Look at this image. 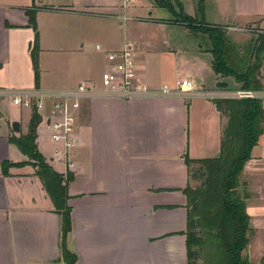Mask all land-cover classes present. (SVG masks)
I'll return each instance as SVG.
<instances>
[{"label":"crops","instance_id":"obj_1","mask_svg":"<svg viewBox=\"0 0 264 264\" xmlns=\"http://www.w3.org/2000/svg\"><path fill=\"white\" fill-rule=\"evenodd\" d=\"M179 1L190 15L185 1ZM36 2L31 0L29 6H36ZM10 4L0 0V88L59 92L76 89L84 82L100 87L101 71L108 66L105 52L118 51L127 42L136 46L140 82L152 89H171L176 83V78L170 83L162 73L152 74L147 69L149 53L138 42L140 37L130 36L132 22L125 14H109L100 4L85 1L79 14L70 8L64 12L48 10L49 22L54 23V16L64 14L82 25L79 35L69 32L65 39L59 38L57 30L51 31L50 43L41 32L43 12L39 10L40 84L36 87L31 57L35 32L25 12L29 7ZM65 6L75 8L74 4ZM152 7L164 9L156 3ZM154 12H148L151 20H137L152 23L167 39L164 32L179 25L170 22L173 18L158 17ZM204 17L208 24L239 29L264 18V0H207ZM111 18L119 21L126 38L102 40L96 43L93 55L87 53L85 46L93 36L92 29L99 30ZM97 46H101L100 50ZM206 48L200 45L199 52L210 56ZM262 68L264 81V65ZM172 70L177 74L176 66ZM214 74L216 87L221 79ZM2 101L0 164L21 166L11 167L9 175L0 173V264H65L63 246L76 256L75 264H188L189 200L184 191L199 187L200 182L191 175L184 155L194 160L219 155L226 120L212 99L174 95L136 101L105 97L86 100L77 124L78 144L70 152L72 166L68 169L53 161L57 146L47 126L41 123L37 130L39 151L55 171L74 176L67 190L71 231L64 242L62 213L56 210L28 156L12 143L27 134L32 112L27 119L26 110L18 107L15 114L3 111ZM15 121L20 123L19 133L13 131ZM260 138L252 160L245 166L239 189L246 194L251 226L244 255L254 263L264 258V133ZM47 145L48 157L43 152ZM57 165L62 170L58 171ZM197 262L213 264L206 250Z\"/></svg>","mask_w":264,"mask_h":264},{"label":"trees","instance_id":"obj_2","mask_svg":"<svg viewBox=\"0 0 264 264\" xmlns=\"http://www.w3.org/2000/svg\"><path fill=\"white\" fill-rule=\"evenodd\" d=\"M153 1L172 14L173 19L170 22L207 36L206 51L210 53L212 69L219 79L232 78L246 90L264 88L261 75L264 63V29L251 51H245L244 48L237 50L228 39V26H215L205 21L207 0L199 2L195 17L186 14L184 5L179 0ZM38 11L36 6L25 10L29 25L35 32L31 57L36 87L40 84ZM213 103L226 120L221 133L219 155L203 160H194L187 154L184 155L186 165L191 168V175L201 182L199 187L184 191L189 200L188 264H199L197 261L205 250L213 264H264V258L260 263H254L244 255L249 244L251 226L246 208V194L239 191L245 166L252 160V152L259 145L260 137L264 133L263 105L260 100L253 99L224 98L214 99ZM41 121L40 114L34 111L28 133L13 139L12 143L28 156L29 163L44 182L56 210L62 213L64 242V238L66 240L71 231V213L68 206L70 195L67 190L74 176L68 173L67 179L64 178L39 151L37 130ZM193 165H197L198 169L192 168ZM13 166L21 164L1 163L0 173L9 175L8 171ZM63 248L65 264H75L76 256L66 247Z\"/></svg>","mask_w":264,"mask_h":264},{"label":"rangeland","instance_id":"obj_3","mask_svg":"<svg viewBox=\"0 0 264 264\" xmlns=\"http://www.w3.org/2000/svg\"><path fill=\"white\" fill-rule=\"evenodd\" d=\"M31 0H8L10 5L14 6H25L32 8L33 4L29 6ZM37 0L36 6L39 10H42L41 18H40V29L43 36L46 39L47 43H50L49 33L57 30V35L61 39H65V36L69 32H74L76 35L80 34V30L82 29V25L76 20V18H71L69 16L58 15L54 16V23L48 21V10L51 12H64L68 8L71 9L72 13H80L82 11L81 7L83 2L90 1L100 4L103 11L109 14H125L130 19V28L133 30L130 33V36H138L141 39L138 40L144 48L147 49L149 53L147 57L148 62L146 61L147 69L153 74L156 72L162 73L167 77V80L174 82L180 81L183 79L192 78L199 85H203L208 89H217L214 86V70L212 69V65L209 61V55L206 52H199V46L208 44V38L202 37V35H197L191 32L189 29H185L182 26H175L166 33V37L162 36L161 31L159 33L156 31L158 29L152 23L141 22L138 21L137 18L146 17L145 19H149L148 12L152 10H156L154 12L155 16L162 18H172V14L168 12L166 9H154L152 6H155V1L153 0ZM187 7V12L195 17V9L197 11V0H184ZM41 4H40V3ZM66 4H74L75 8L66 7ZM154 4V5H153ZM208 5V4H207ZM113 7V8H112ZM115 7V8H114ZM213 13V8L211 9ZM39 12V11H38ZM197 15V14H196ZM75 17V16H74ZM112 19V18H111ZM134 19V20H132ZM136 19V20H135ZM201 19V18H200ZM264 20H257L249 25L239 27V29H227L228 39L229 41L239 50L240 48H244L245 51H251L252 47L257 40V37L264 29ZM118 20L112 19L108 21V24H104L100 26V29H92L93 36L88 39L86 42V52L92 53L95 50L96 43L100 41H116L118 39L123 40L126 38V34L124 33L123 28H119ZM53 25V26H52ZM223 26H227L226 24ZM159 30V29H158ZM155 31V32H154ZM53 33L50 34V36ZM164 35V34H163ZM131 41V40H128ZM132 43V42H127ZM207 49V48H206ZM174 51L176 54L172 53ZM173 55V56H170ZM170 56L169 58H166ZM176 59V60H175ZM72 63V62H71ZM264 65V63H263ZM61 66H64V61H62ZM176 66V70H178L177 74H174V70H172ZM263 67V66H262ZM261 75L263 74V68L261 71ZM102 71L101 74L102 75ZM229 81L230 90H238V86L234 79L228 78L223 79ZM220 80V81H223ZM262 83L263 77H262ZM222 90V89H221ZM10 100H3L1 107L3 111H10L12 113H17V107L13 106ZM24 115L27 119L30 117V111L26 110ZM25 117V120H26ZM23 128L26 124V121H23ZM30 124V122H29ZM81 124V122H80ZM29 131V125L27 129V133ZM44 154L48 157L50 155V147L43 148ZM198 169V167H194ZM57 170H62L59 165H57ZM200 182V181H199ZM201 184V182H200ZM203 257V254H202Z\"/></svg>","mask_w":264,"mask_h":264},{"label":"built area","instance_id":"obj_4","mask_svg":"<svg viewBox=\"0 0 264 264\" xmlns=\"http://www.w3.org/2000/svg\"><path fill=\"white\" fill-rule=\"evenodd\" d=\"M128 0H125L127 2ZM261 32V31H260ZM101 46H97L100 50ZM108 66L101 76L100 87L88 82L79 84L76 89L46 92L39 89L14 90L0 88V99H8L22 110L40 114L47 126L51 141L57 146L53 161L72 166L70 152L78 144V122L81 118L84 101L95 98L136 99L166 98L174 95L214 99H253L260 100L264 109V88L258 90H208L199 88L190 79L176 81L173 88L152 89L138 79L136 46L127 43L118 51H106ZM65 173L64 178L67 177ZM67 179V178H66Z\"/></svg>","mask_w":264,"mask_h":264},{"label":"water","instance_id":"obj_5","mask_svg":"<svg viewBox=\"0 0 264 264\" xmlns=\"http://www.w3.org/2000/svg\"><path fill=\"white\" fill-rule=\"evenodd\" d=\"M216 87H217L218 89H223V88H224V89H227V88H229L230 86H229V82H228V81L223 80V81H218V82L216 83ZM12 128H13V131H14V132L19 133V132H20V123L17 122V121L13 122V123H12Z\"/></svg>","mask_w":264,"mask_h":264}]
</instances>
